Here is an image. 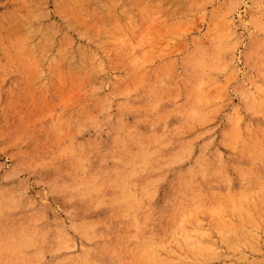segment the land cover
<instances>
[{
	"label": "rangeland",
	"instance_id": "1",
	"mask_svg": "<svg viewBox=\"0 0 264 264\" xmlns=\"http://www.w3.org/2000/svg\"><path fill=\"white\" fill-rule=\"evenodd\" d=\"M253 144L264 0H0V264H264Z\"/></svg>",
	"mask_w": 264,
	"mask_h": 264
},
{
	"label": "bare ground",
	"instance_id": "2",
	"mask_svg": "<svg viewBox=\"0 0 264 264\" xmlns=\"http://www.w3.org/2000/svg\"><path fill=\"white\" fill-rule=\"evenodd\" d=\"M248 152V158L251 162H253L255 164V168L257 169H262L264 170V145L262 146H257L256 144L251 145V147L249 148ZM127 160V159H126ZM112 170V169H111ZM134 168L129 165L126 164V162H124L123 165L119 166V168L117 169V171L115 172V175L113 176L114 178L111 180V182H109V185H113L115 187H122V188H127V186L131 187L128 182H129V178L127 177L128 175H130L131 173L134 172ZM139 173V172H138ZM112 176V175H111ZM109 177V175H108ZM110 180V179H109ZM108 182V181H107ZM110 186V188H111ZM93 189V188H92ZM124 190V189H123ZM94 192V191H93ZM96 192V191H95ZM90 193V192H89ZM97 193V192H96ZM114 193V192H113ZM175 193V192H174ZM87 194V193H86ZM93 194V193H91ZM100 194V193H99ZM98 194V195H99ZM174 201L173 205H170L169 210H166V212L163 214V219L165 221V223L157 230L158 234H166L169 232V230L171 229L170 225L173 222V216L175 214H179L180 219L182 218L183 223L186 221V219H189L190 214L187 216H183L184 211L187 209V204L198 201V197H189V198H184L182 197L180 194L175 193L174 194ZM92 196V195H91ZM95 196V195H94ZM115 196V195H114ZM173 196V195H172ZM126 197V196H125ZM96 198V197H95ZM118 198V197H116ZM127 198V197H126ZM98 200V199H97ZM99 201V200H98ZM115 201V199L113 200ZM121 201V200H120ZM132 203L135 204V200L132 199L131 200ZM118 203V202H117ZM125 203V202H124ZM127 203V202H126ZM172 204V203H171ZM120 206V205H119ZM123 206V204H122ZM125 206V205H124ZM123 206V207H124ZM134 208V206L132 207V209ZM117 209V208H116ZM119 209V208H118ZM121 210V209H120ZM119 210V211H120ZM123 211V208H122ZM187 213H191L190 211H186ZM125 216V215H124ZM130 216V215H129ZM137 218V217H136ZM128 220V219H127ZM129 221V220H128ZM124 223V222H123ZM126 223V222H125ZM129 223V222H127ZM123 226V225H122ZM173 227H176L174 229H176L179 233V240L180 245L183 246L184 244V240L187 239V234L186 231L182 228V226L179 224L178 225H174ZM147 230V229H146ZM140 231L139 227L136 228L134 230V232H138ZM146 234V233H145ZM156 235L152 234L151 231L149 233H147L144 237L141 238V247H152L155 250H157V245H156ZM123 239V238H122ZM123 242V241H122ZM118 244V243H116ZM138 244V243H137ZM123 245V244H122ZM139 246V245H138ZM117 248V247H116ZM109 252V251H108ZM110 253V252H109ZM120 253V252H119ZM156 263L159 264L158 261H156Z\"/></svg>",
	"mask_w": 264,
	"mask_h": 264
}]
</instances>
